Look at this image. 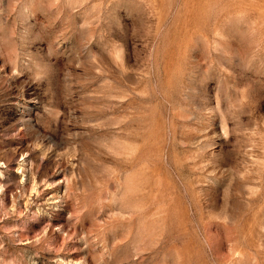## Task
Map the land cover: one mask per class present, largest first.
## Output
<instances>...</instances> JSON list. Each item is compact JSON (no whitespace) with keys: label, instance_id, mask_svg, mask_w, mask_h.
<instances>
[{"label":"rangeland","instance_id":"obj_1","mask_svg":"<svg viewBox=\"0 0 264 264\" xmlns=\"http://www.w3.org/2000/svg\"><path fill=\"white\" fill-rule=\"evenodd\" d=\"M0 264H264V0H0Z\"/></svg>","mask_w":264,"mask_h":264}]
</instances>
